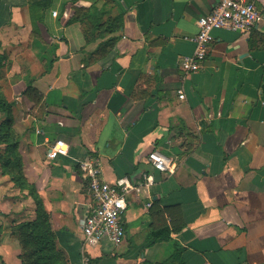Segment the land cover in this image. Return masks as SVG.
<instances>
[{
	"label": "crops",
	"instance_id": "1",
	"mask_svg": "<svg viewBox=\"0 0 264 264\" xmlns=\"http://www.w3.org/2000/svg\"><path fill=\"white\" fill-rule=\"evenodd\" d=\"M37 1L0 0V93L14 104L0 112V264H22L15 229L43 212L65 264L163 262L175 243L186 264H264V22L215 31L203 69L184 79L199 18L222 0H57L33 35ZM95 5L103 25L123 16V27L90 29ZM153 150L176 159L173 174L152 167ZM89 158L106 182L133 186L120 244H85ZM164 229L171 241L156 240Z\"/></svg>",
	"mask_w": 264,
	"mask_h": 264
},
{
	"label": "built area",
	"instance_id": "2",
	"mask_svg": "<svg viewBox=\"0 0 264 264\" xmlns=\"http://www.w3.org/2000/svg\"><path fill=\"white\" fill-rule=\"evenodd\" d=\"M52 15L58 17L59 13L54 11ZM263 22L264 10L258 7L255 0H222L210 14L199 18L198 33L192 38L195 51L192 55L183 57L180 62L184 79L203 69L215 41V31L250 35ZM180 98H184L182 91ZM52 150L58 155L66 156L69 145L63 140H57ZM148 160L155 170L162 173L173 174L177 168L175 158L158 150H153ZM80 169L93 201L90 211L80 222L85 244L98 246L106 239L120 244L126 237L123 216L128 209L127 197L133 190L131 182L126 177L115 184L106 182L103 178V165L98 158L80 162ZM145 178L149 184L153 183L152 176L145 175ZM90 261L88 256H84L80 264H90Z\"/></svg>",
	"mask_w": 264,
	"mask_h": 264
},
{
	"label": "trees",
	"instance_id": "3",
	"mask_svg": "<svg viewBox=\"0 0 264 264\" xmlns=\"http://www.w3.org/2000/svg\"><path fill=\"white\" fill-rule=\"evenodd\" d=\"M57 0H39L35 4L30 6L33 16V35L39 34L38 23L44 21V15L40 13H46L51 9ZM106 12L104 9L98 6H93L87 11L85 17L91 25L89 27L93 30H99L104 27L103 33H115L123 27V16H118L113 20H107L103 25V20ZM77 20L74 16L69 23H73ZM115 39L109 40L110 44H114ZM6 67V56L0 54V77L2 76L3 69ZM264 92V86H263ZM14 104L9 102L4 94L0 93V112L10 113ZM14 235L19 239L22 254L20 255L22 264H65L64 255L57 250L55 237L49 228L48 216L45 212L40 213L39 217L32 222H26L18 225L15 229ZM155 238L160 242L171 241V232L167 229L161 230L155 233ZM184 250L175 243V250L171 257L163 262H149L144 261L141 264H186L183 259Z\"/></svg>",
	"mask_w": 264,
	"mask_h": 264
},
{
	"label": "rangeland",
	"instance_id": "4",
	"mask_svg": "<svg viewBox=\"0 0 264 264\" xmlns=\"http://www.w3.org/2000/svg\"><path fill=\"white\" fill-rule=\"evenodd\" d=\"M58 17H59V15H58ZM58 17H57V18H58ZM109 20H110V19H109ZM109 20H108V21H109ZM89 253H90V252H89Z\"/></svg>",
	"mask_w": 264,
	"mask_h": 264
}]
</instances>
